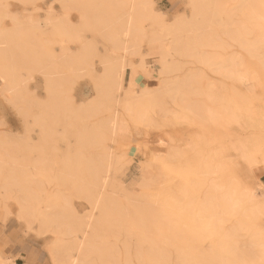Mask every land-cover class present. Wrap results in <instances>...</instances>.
<instances>
[{
	"label": "rangeland",
	"instance_id": "obj_1",
	"mask_svg": "<svg viewBox=\"0 0 264 264\" xmlns=\"http://www.w3.org/2000/svg\"><path fill=\"white\" fill-rule=\"evenodd\" d=\"M3 1H5V3ZM30 1H32V0H28V2H23L22 0H18V1L17 0H2V1L0 0V11L3 12L0 16V20H1V18L2 19L4 18L2 20V22L0 21V24L3 25V26L2 25L1 26L3 28H6V29H9L10 27H12L14 25V21L13 22H11V21L13 20V16L16 13V17H14V18H17V20H19V22H20V28H19L20 34L19 35L21 37H24L26 40H28L27 43L32 42V43L26 45V47H27L26 49H27L28 53L23 51V53H25L26 55L23 56V53L21 55V56H23V61H21V60L19 61V63L21 64L20 66H18L19 69L18 68L14 69V76L16 73V78L18 79L17 81L19 82V86H20L19 89L21 88V91H23V89H25L27 87V89H25L24 91L26 92V90H27L28 94L31 93L32 95L30 96V94L29 95L26 94V96L32 97L34 95L33 96L34 98L32 97V101H34L35 104L40 103L39 106H42V108L45 109L46 106H44V105H46V103L49 101L48 98L50 99V97H52V96L49 95V94H51V92L50 93L48 92V88L50 86V85L48 86L49 83L47 84V81H46V85L44 84L45 81H43V79H44L43 77H44L45 73L43 72L44 75L42 76L41 70L42 69L44 70L45 68L48 67L47 66L44 68L45 64L50 65L52 63L51 66H53L52 67L53 69L50 67L51 70L53 71L52 72L53 73L52 74V80H54V78L56 77L55 78L56 82L55 81L54 82L59 85V90H61V92L64 93V94L63 93H60V94H63L62 95L63 97L65 95H66L65 97H67V98L71 97L70 99H71L72 103L71 102L68 103L69 99L64 97L63 98L64 102L66 101L65 99H67L66 103H64L65 105L63 104V102H61V100H62L61 99L60 103H62L63 105H58L60 107H56L55 105H57V103H59V102H57V100L60 99V98H58L60 94H57L56 93L57 91H56L55 95L56 96L58 95L57 100L55 97H53L56 101L54 102L53 98H52L53 100L50 99L51 105L50 104L49 105L52 106V104L55 103V105H53V108H56V109L58 108V110H60L61 107L64 108V106H65V108H64L65 111L67 110L68 106H70V107L73 106L75 112H74V110L72 111L73 107L68 108L69 110L66 111V113H65L67 115L68 114L71 115L70 119L68 120L66 118V116L63 117L64 116V110L61 109L62 111L61 110L60 111L63 112V115H61V112H60L59 118L55 117L56 119L53 118V120H51L50 117H53V114L55 113V109H54V112L52 114H51V111L48 112V109L51 110L50 109L51 107L48 104H47V106H49V107H47L48 109L46 108L47 111L44 110V112L46 111V113H44L43 109H41V107H40V109H37V108H39V107H37L38 105L34 106L33 105L34 103H32V101L30 99H29V101L32 103V105L34 107H37V108L32 107V105L30 106V103H28L29 101L27 102V100H25V101L27 102V105L29 104L30 107L22 105V104H26L23 100H21V101H23L24 103H20V101L18 100L19 102L17 101V103H20L19 105H21L22 108H24L23 109L24 111H25V107H26V111H25L26 113L25 114H28V111H29V115L32 117L33 116L31 114V111H32L34 114V117H35V115L36 116L40 115L38 117L39 119L37 117H36L37 119H35L34 117L31 118L30 116H27V115L25 116L24 111L21 110L22 109L21 106H20L21 109L17 108L18 104L16 103V101H14V99L16 100L17 97L12 95L11 97L14 98V99H12L10 97V95L12 93H9V91H7V93H6L5 91H3V89L5 88L3 85L5 83L2 81L1 73H0V91H2L0 93V145L4 144L2 146L4 148L5 146H7L8 142H9L8 146H10V149H11L10 151H13V152H10L8 149L9 147H6L8 149V150H6L7 151L6 152L7 157L4 153H3L4 155L3 154L0 155L1 156V158H0V180H1L0 183L2 185V178L6 175H9L11 173V171L13 172L16 169V167L19 169V167H21V163H22V168L25 167V170L30 169V171L34 172L35 174H37L36 172L39 171V170L38 171L36 170V172L33 171L34 168H37L39 166V165L37 166V163L40 165H43L44 172H42L43 168L41 169V172L39 171V173H41V175H42V178H41V175L39 176L38 174H37V176L34 173L32 175L29 170H28L29 172L23 170L24 173H22V174L19 172L21 175H24V176L30 174L29 178L31 177V179H35V180L30 181L32 192L35 191V193H36V190L38 187H40V189H43L40 192L41 197L38 195L41 199L43 196L45 198L44 199L45 201L44 200L42 201L44 203L41 204V208L45 209L46 206L50 205L48 202H51V200H50L51 197L53 199L54 196H57V195L59 196V193L64 192L63 193L64 195H67L68 193L70 195V193H71L72 196L71 197L69 196V198H68L69 200L72 199L71 203L73 205L69 201V205L71 204V206H70L71 209L75 210V213L81 216L80 218H84L86 216L85 215L86 212L88 213V210L91 211V207H92V206H90L91 205L90 203H92V202H90L89 200L87 201L86 196H83L84 195L83 191H85V193H86L84 186H85V188L87 187L86 185H84V184H87L85 182L86 181L85 179H87L86 178L88 176L87 174L89 173V170L91 169L90 166L93 165L92 163L95 161V159H97V161H101L100 157L99 156L97 157L96 154L99 155L101 153L102 149L99 150V148H100L99 146H98L99 147L98 149L96 147H93L92 145H94L95 143L90 140V142H92L93 144L87 143L88 144L87 147H89V150H88V148H86V150H88V151H86L83 148L78 150V147H76V146H79L82 143H81V140L79 141L81 144L77 143V140H75V139H77L76 137H78V139H80L79 138L80 136L75 135V133L80 129L79 127L81 125H82L81 127H83V125L87 126L88 129L91 127L90 128L91 130L97 128L99 126L98 123H100V121H101L100 119L101 118H102V120H103V118L106 119L110 115V113L112 112L113 109L110 110L108 108L113 107V105H114V104H112L113 100L112 101L106 100V102H104L105 101L104 99H106V97L105 98L103 97V93H101V95H100L101 89L103 90V92H106V90L104 91V89L108 90L110 87V85H109L110 83L108 84L107 82L112 81V80H110V79H112L111 78L112 75H110V78H108L109 76L108 77L105 76V73L107 74V72L104 73V71H103V68L106 67V62L104 64V60L108 59L111 61V60L117 59L119 61L118 57L120 58L122 56L121 55L122 52H120V50L118 52V49L114 51L113 49L115 46L111 45L112 43L109 44L110 43L109 40H108L109 42L106 41L108 38L105 37L106 40L104 41V39L101 37V34H102V36L104 35L103 32H100V34H98L96 32L97 28L92 29L91 26H88V27L83 26L84 22L83 21L80 22L81 15L79 14L80 13L78 11L79 9H77V7L75 8L73 6H76V3H78L76 1H80V2L85 3V6L81 5L80 3H79L80 5L77 4V6H80L81 8H85L90 3L89 0H75V1L74 0H34V2L33 1L30 2ZM72 1H73V3H72ZM86 1H87V3H86ZM189 1L190 0H155L156 3H155V9L154 10L156 11V13H155V11L153 13L149 12L148 16H147V14H145L146 12L145 13L142 12L143 13L142 15L144 16V14H145V17L141 16L140 20L137 18L138 22H139V23L138 22L137 23L140 24V25L137 24L138 25L137 27L139 28V26H141V28L143 29L141 31L145 32L144 36L142 34L140 35L141 37L143 36V38H142L143 42H142V39L140 37H137V38H135L137 44L134 41L133 43H135V45L131 46V43H132V40H131V43H130V47L132 48V49L130 48L131 53L129 51L128 55L125 57V59H123L125 61L124 64L126 65V67H125L126 71L124 73V78H125L124 89L120 90L118 92L115 91L116 92L115 94L119 95V99L120 98L122 99V100L120 99L121 104L119 105L118 110L122 114L121 115L122 116L121 117L122 125L125 129H127L126 134H128V138L130 135L131 136L129 139L127 138V140L125 139L122 142H120V141L118 142L117 141L118 137H117L116 141L114 143L108 142V145L109 146L112 145L113 156H114V157L112 156L113 159H111L112 161H110L109 177L111 176L110 177L111 181H112V179L113 180L115 179L112 183L110 181L111 184L109 185L110 186L109 190L112 191V188H114V187L116 188V186H118V189H119L118 192H120V193L116 192L114 195H115L116 199L119 201V203L121 202L120 203L121 206H118V207H119V209L120 208L121 209L123 208V209H122V211L120 209V211L126 213V215H123L124 213H122L121 215L119 214L120 217H117L115 219H119V221H120L121 219L123 220L124 216H126V218H125L126 220H125V222L123 220L124 224L122 222L117 224L118 222L114 221L113 220L114 218L110 216L111 219L112 218L113 219L112 220L109 219V223H111L110 220L114 221L115 223L117 222L116 224L121 225L122 228L121 227H120V229L114 228V229H111L109 231L103 229V231L100 234V237L95 239V242H94L95 244H97L98 246H99V244H101L99 249L101 248L100 250L103 249L104 252H108V253H106L107 258L112 259V260L110 259L109 263H107V264H129L128 261H125V258H127L128 254L131 257V261H132L130 264H133V263L139 264L142 260L139 258L140 254H141L139 252L140 251L139 249L141 247L138 246V243H139V245L142 246L141 250L144 253L146 250H148V249L150 250V248H155L154 247V245L156 244V242L154 243L155 239L157 241V245H155L157 248V253H158V251L161 250L160 247L163 246L162 249L166 250V252L164 251V254L165 255H168V254L171 255V256L170 255L166 256L167 260L170 261L171 264H176V263H180V262H184V261H200L201 260L200 256H198L197 254H200L201 252L205 253V252H208L211 250L214 251V246L216 245V243L218 241V237L221 235V233H223L224 231L229 230V229H234V227L236 226V222L239 219V216L241 214V212H239V211H242L243 213L247 214L246 218L247 219L251 218L250 220H252V222H253L252 224H254V226L256 228L255 227L251 228V229L250 228L249 229L243 228V230H240L239 235L234 242L235 247L233 249L234 250L233 253L230 254V257H228V259H225V255L219 256L220 260L218 259L217 262L220 264H241L240 262H238L239 260L237 258L236 259L238 261H236L235 259H234L235 261L233 260V257L238 256L237 253L241 249H243V248L248 249V247L250 249L253 248L255 250L260 249V247H258L257 244L254 245V242H255L254 238L256 237V235H255L256 232H258L260 230L262 231V233L264 232V165L258 166L256 168L257 170H255L253 172L254 174H251V175L250 174L248 175V167H249V163L252 160H254V158L256 156L255 155L256 150H258L259 147L262 146L261 141L264 140V125H262V120L259 121V124L255 123L254 124L255 126H253L248 122L249 120L245 121V118L244 119H242V118H237V119L234 118L233 119V116H234L233 114L236 113L239 116L240 112H241L240 115H247L250 112V114L252 113L253 117H255V116L257 117V115H260V114L263 115L264 114V69L260 68V64L257 65L255 63L256 67L259 70L260 79L255 84H252V87L254 88V90H253L254 94L249 95V93H247L248 98L245 99L246 102L244 101L243 97H242L243 100L241 98V96L244 93L241 95L240 93H242V91H240V93H238L239 89L236 90V87L238 85L240 86V89L243 86L241 87V85L238 84L237 82H236V84H234L232 81H231L232 84H230L229 83L230 81H228V80L226 83H224V85L226 84L225 86H223V83H222L223 87H221L220 92L222 93L223 96H225V98L223 96L221 98V100H224V101H221V102L219 101V102H217V104L213 102L214 106H213V104H209L208 105L209 113L203 118H202V116H200V114L197 113V110H195L197 107V104H198L196 102L199 101V96L197 94H195V92H196L195 89L185 90L182 87H180V85H178V83L176 82L177 79L179 78V75H182L184 73H189L192 70H196L198 68V66H200L196 61V58L198 56L203 55V54H204V56H208V55L212 56L213 55L212 59H214V60L217 59V61L219 62V63L216 62V65L212 66L214 68L216 66L222 65L221 62H223V61H221V60H223L230 53L232 55L234 52H237L239 50L237 42L232 41L230 39H226V34L224 33V30H226V28L228 29L232 26V25L230 26V24H229L230 20L228 22L227 19H233L235 21H239V20L243 19L244 10L247 8V2L244 0H240V1L239 0H217V1L214 0L215 2L213 0H208L209 4H208L206 9H208V11L211 14V17L209 20L208 18L202 19L203 16L201 14H199L201 16H199L198 13L195 14L194 11H192L193 10V8H191L192 6L189 5V3H190ZM238 1L240 2L239 5L237 3ZM93 2L94 3L97 2L100 4L101 1L100 0H94V1L91 0L90 6L97 5V3L92 4ZM132 3L130 4V7L134 5V4L132 5ZM187 3H188V5H187ZM234 4H236V5H234ZM135 5H136L135 7L137 8L136 3H135ZM90 6L88 5V7H90ZM99 6H98L99 9L104 8V10H103L104 12L108 9L107 8L105 10L104 4H101V8ZM217 6L218 7L220 6V7L218 8ZM243 6H244V8H243ZM85 9L87 10V8H85ZM102 9H101V11H102ZM3 10H5L6 12H8L10 14H7ZM48 10L50 12V16H53V17L54 16L58 17L63 12H69L68 23L65 22L66 24H69L68 27H66V24H64V28L65 29L68 28L67 31H69V33L64 32L65 31L64 28H60L59 32H56V30H52L53 29L52 27H48V28H45L44 30H42L46 33L45 34L46 36H44V33L42 34V39L46 43H42V39L40 38L41 43L44 44V45H42L43 47H40V48L43 49L45 51V53L47 52L46 57H48V59L52 57V55H50V54L53 52L52 54L55 57L51 58V59H53V60L55 59L54 62L55 61L56 62L54 64H53V60H49V62H46L47 59L43 60V57L45 58V54L42 52H44V51L43 50L41 51L38 49L39 48L38 45L41 44L39 39H38V37L40 36V33L38 31H37L38 33H34L36 31L33 32V31L29 30L28 26H30V24H28V22L30 23V21H27L29 19L30 20L34 19L36 22L43 23L47 19V15L49 13ZM88 10H90V9L88 8ZM223 10L225 13L223 12ZM90 11H92V10H90ZM226 11L228 13L227 16L230 13L229 17H226ZM190 12L194 13V15L191 14ZM232 13H235V14H232ZM110 14H112L111 16H113V13H109L107 15L110 16ZM152 14H154V15H152ZM160 14L166 15V16L162 15L163 18L165 17L164 20H162L163 18ZM2 15L5 17H3ZM189 15H192V16H189ZM11 16H12V18H11ZM234 16H236V17H234ZM138 17H139V15H138ZM142 17L144 18L143 20H142ZM157 18H159V19L162 18V19L159 20ZM184 18H186V19H184ZM187 18H189V20H190V18L191 19L193 18V19L188 21ZM175 20H178V21L184 20L185 21V22L183 21L182 23H178V24H180L179 26H181V27H182V24L184 25L183 26L184 30H185V27L187 26V24L189 22L194 21V22H191V24H188V26L186 27L187 28L186 33L185 32L182 33L183 40H184V42H186L184 44V47L185 46L186 47L185 48L183 47V49L180 47L181 49L179 48L178 51H175V49L172 48V50H170V52H168V54H166V52H165V56L163 57V60L161 59L160 56H159L160 59H158L159 57H157V56H154V57L148 56L147 44H146V41L144 38L145 37H151V35L155 36L156 34H158V36L162 35L163 36L162 42L164 43L165 48L166 49L170 48L172 43H169V42L170 41L173 42L172 41L173 36L170 35L166 30H164V28L166 29L170 25H171L170 27L174 26L173 21H175ZM204 20L205 21L208 20V21L203 22ZM158 21H159V23H158ZM160 21H161V23H160ZM213 21H214V23H213ZM162 22H163V24H162ZM169 22H171V24ZM175 22H177V21H175ZM186 22H188V23L185 24ZM224 22H226V23H224ZM23 23H25V25L28 24V26H25ZM225 25H226V27H225ZM89 27H91V28H89ZM212 28L215 29L216 31L214 32ZM62 29H64V31ZM70 29H72V30L70 31ZM77 29H79V30H77ZM211 30H212L213 34L215 33L213 36H212ZM61 32H63V34H61ZM195 32H196V35L194 36ZM149 33H150V35H149ZM30 34H31V37H30ZM64 34H66L67 36ZM70 34L73 36H74V34H78L77 37L78 36L80 37L79 40L77 37H76L77 39H75L76 35L73 38H70ZM32 35L34 38L32 37ZM208 36H210V37H208ZM248 36L250 37V38L249 37L248 38L251 41L257 40L254 37V34H248ZM197 37H198V39H197ZM49 38H51V40H49ZM210 38H212V42L207 41V40H211ZM218 38H219V41L217 40ZM33 39L35 42H33ZM45 39L46 40L48 39V40L46 41ZM72 39H73V41H71ZM138 39L141 42H138L137 41ZM204 39H206V40H204ZM36 40H37V42L39 41V43H37ZM52 40L54 41V43ZM60 41L62 43H60ZM78 43H80V44H78ZM82 43H86L88 45L87 46L86 44H84V45H86L85 47L88 48V50L85 48L82 49L84 47V46L81 47ZM204 43H205V47L203 46ZM213 43L215 45L214 47L212 46ZM226 43H227V45H226ZM107 44H109L110 46ZM223 44H225V45L223 46ZM263 45H264V43H263ZM91 46H93V47H91ZM112 46H114V47L112 48ZM133 47L135 48V50L133 49ZM172 47H173V45H172ZM219 47H223V49L222 48L220 49ZM224 47H225V50H224ZM65 48H67V50ZM90 48L94 51H92ZM63 49H65V50H63ZM51 50H53V51H51ZM80 50L81 51L87 50L86 51L87 53L85 52L87 57L86 56H84V57L88 58L87 63L89 61L90 66L89 65L86 66L85 64H87V63L82 62L86 58L81 61L83 56L80 59L81 62L77 60L79 63H83L84 66L81 65L82 68H80V65H78V62L75 61L76 62L75 63L74 60L72 59V58L76 59L73 56H75L77 51L79 52ZM88 51H90V53H88ZM258 51H259L258 55L260 57L264 58V46L261 49L259 48ZM81 53H83V52H81ZM43 54H44V56H43ZM47 54H49V56ZM87 54H89L90 56ZM195 54H197V55H195ZM59 55H60V57H59ZM119 55H121V56H119ZM237 55H238V58L240 61H243V60L245 61V58H243L244 55L242 53L239 52V53H237ZM77 56H78V53H77ZM79 56H78V59H79ZM41 57H42V59H41ZM64 57H70V60L72 59V63L71 62L68 63V61H69L68 58H66L67 61L65 62ZM35 58H38V59H36L37 61H39V59H40V62L43 63V64L41 63L43 65V68H42V65L40 63H37L36 65H34V63H35L34 61H36ZM110 58H112V59H110ZM142 58H144L143 61H142ZM151 58H152V60H151ZM164 60H166L168 65L172 66L173 68H169L166 72L163 73L162 69H163V65H164V63H163ZM32 61H33V63H32ZM43 61H45L46 63ZM63 62L66 64L65 65L66 67L64 66ZM73 62H74V64H73ZM85 62H86V60H85ZM172 63H173V65H172ZM67 64L68 65L70 64V66H68ZM72 64H73V66H72ZM91 64L93 65L92 66L93 68L91 67ZM143 64H144V66H143ZM29 65H31V68ZM38 65H39V67H38ZM54 65H55V68H54ZM145 65H148V66H145ZM60 66H63V67H60ZM67 66L70 68H68ZM88 66H89V68H88ZM15 67H17V66H15ZM38 68H40V69L37 72L36 69H38ZM104 69L106 70V68H104ZM132 69L137 70V73H136L137 85L134 86L133 90H131V87L129 85V81L131 80V75H132ZM0 70L2 71V65H0ZM58 70H59V73H58ZM67 70H69V71H67ZM40 71H41V73H40ZM30 72L32 73V75L30 74ZM60 72H61V75H60ZM205 72H208V69H206ZM29 74H30V77H28ZM54 74H56V76ZM101 74L103 77L105 76L104 78H106V80L108 78V80H110V81L104 80L103 77L100 78ZM208 74H209V77L211 76V78L212 77L216 78V80H218L219 79L218 77H220L221 78V79H219L220 82L221 81L223 82V80H224L223 77L218 76L214 72L211 73L209 71ZM208 74H207V76H208ZM66 75H67V77H64ZM69 77H71V79ZM97 77L104 81L103 83L99 84V85H101V89H100V86L98 88L95 85V84H98L96 82V80L98 81ZM67 78H69V79L67 80ZM59 79H62V80H59ZM45 80H46V77H45ZM69 80L72 83H69L68 82ZM58 81H60V82H58ZM66 81H67V83H66ZM48 82H49V80H48ZM105 83H107L109 86L107 84L105 85ZM70 84H72V86H70ZM102 84H104V86H107V87L106 88L104 86L102 87ZM94 85H95V87H94ZM235 85H237V86L235 87ZM24 86H26V87H24ZM44 86L45 87L47 86V91H45ZM57 87L58 86L55 87V85H54V88L57 89ZM96 87L100 91V92L97 91L99 93V95L96 92V90H97ZM224 87H225V89H223ZM52 88H51V91H52ZM66 88H68V89H66ZM56 89H53V90H56ZM71 89H72V91H71ZM150 89H153V90H150ZM244 89L245 88L243 87L242 90L245 92ZM59 90H58V93H59ZM69 90H70V92H69ZM21 91H19V93ZM149 91H150V95H147L146 93L149 94ZM236 91H238V92H236ZM3 92H5V93L2 94ZM45 92H47V96H46ZM159 92H161V96H160ZM223 92H225V93H223ZM124 93L125 94L127 93V96L129 99L128 98L126 99L127 96L124 95ZM128 93H130V94H128ZM24 94H21V95L25 96ZM152 94H154L152 100H155L157 98L154 101V103L157 105H159V104L161 105V106H157L154 104L157 107L155 108V106H151V108L153 110L150 109V107H148V106H150L149 103L151 104L150 96ZM21 95L18 96V99H20V98L25 99V97L22 98ZM158 96H159V98H158ZM100 97H103L101 99H103L104 101L101 100ZM244 97H247V96L245 95ZM37 99H42V100L44 99L43 101H46V102L42 103L41 100L38 101ZM73 99H74V102H73ZM197 99H198V101H197ZM85 100H87L88 104L89 103L92 104V105H90V104L89 105L92 106L93 108H96L97 107L96 102L100 101L98 104H101L102 107L98 105L99 108L95 109V112H96V110H99L100 108H102L104 110L105 107L106 108L108 107L107 108L108 110H106L107 113H105V110L103 112V110L100 109L102 112L101 111H98V112H100L101 114L96 112V114L98 113L96 116L97 119H95L96 118L95 112H94L95 115L91 114L93 116H92V118H90L91 115L89 113H91L92 110H91V108L88 107L89 105L87 103H84V102H86ZM92 100L95 104H93ZM95 100H97V101H95ZM157 100L160 101L161 103L160 102L157 103L158 102ZM192 100H196V101L193 102ZM225 100H229L230 103H228V101L226 102ZM88 101H91V102H88ZM101 101L104 103H101ZM52 102H54V103H52ZM78 102L81 104V106L79 105ZM81 102H83V104ZM192 102H193V104H192ZM236 102H237V104H236ZM105 103L107 104V106ZM123 103H125V104H123ZM194 103H196L195 109H192V108H194L193 107ZM243 103H245V104H249V103L252 104L253 103V104L252 105L249 104V106L248 105L245 106V104L243 105ZM85 104L88 106L86 107ZM190 104H192L193 106ZM234 104H236V105L239 104L237 106L238 108ZM93 105H95L96 107ZM215 105L217 106V110H215L216 109ZM75 106H78L80 108V111H79V108L77 107L78 108L77 109ZM189 106H192V107L190 108ZM211 106L215 107V109L213 110L211 108ZM232 106L235 107V109L234 108L232 109ZM244 106H245V108H244ZM247 106H248L250 111L248 109H246ZM251 106L253 107V109ZM130 107L132 110H130ZM159 107H160V109H159ZM186 107L190 108L191 110L188 108H187L188 109L187 110ZM242 107H243V109H240ZM75 108L79 111L80 114L78 113V111L76 112ZM81 108H84V109L86 108L88 111L90 110L89 112L87 110H85L86 114L89 115L88 117L90 119L89 118H87V120L82 119L85 116L87 117V115L85 114V112H84L85 116L82 115L83 111L81 112V110H83V109H81ZM244 109H246V111H244ZM41 110H42V112H41ZM58 110H56V111L58 112ZM146 110H147L148 118L149 119L152 118V120H151L152 122L150 120H147L148 119L147 115L145 118H143V116L146 113ZM148 110H150V112ZM163 110L165 112L170 111L171 115H168L169 114V112H168V114L166 116L165 115L163 116L162 115ZM222 110H224V111H222ZM231 110L232 111L234 110V113ZM34 111H38L39 113L40 112L41 113L36 114V112L34 113ZM109 111H110V113H109ZM47 112L49 113L50 117H47L48 116ZM67 112H70V113H67ZM72 112L75 113L74 116H72V114H73ZM142 112H144L143 113L144 115L142 114V117H140L141 115L139 113H142ZM171 112H174V114ZM225 112H226V114H225ZM178 113H179V116H177ZM229 113H231L233 116L231 117V114H229ZM41 114H42V116L44 114V116L41 117ZM137 114H138V116H137ZM175 114H177V115H175ZM45 115H47V116H45ZM79 115H82V116L79 117ZM172 115H174V116H172ZM76 116L79 119V120L77 119V121L75 120ZM175 116H177V119L174 120V118H176ZM72 117H74V118L72 119ZM26 118H28V119H26ZM40 118H42L41 119L42 121L44 120L43 121L44 123L41 122V124L39 125L40 127L44 126L43 130H42V127L39 128L37 124L35 125L34 120H40ZM47 119L50 121H56L57 119L58 120L56 123L51 122V124H48V128H46L47 123L49 122ZM66 120H67V123H66ZM70 120H74V121H70ZM94 121H95V123H97L98 126L94 123ZM63 122H64V124L62 125ZM70 122H71V125L68 124ZM36 123H38V121H36ZM72 123H73V125H74V123L75 124L77 123V124L74 125L75 126L74 127L72 125ZM87 123H88V125H87ZM65 124H67V125H65ZM92 124H95L96 126H94ZM63 126H66V128H67L65 131H64L65 128ZM69 126H71L72 128H70ZM85 126H84V128H85ZM92 126H94V127H92ZM54 128L56 131L55 130L53 131ZM74 128L76 129V131L74 130ZM48 129H49V131H50V129H52L51 132L53 131L55 135L53 134V136H51V134H50L49 135V137L51 136L50 138L48 136L44 135L46 133V131H48ZM71 129H72V131H71ZM82 130L81 131L79 130V132H82ZM41 131H43L45 133L42 134ZM66 131H67V133H66ZM46 134L48 135L49 133H46ZM64 134H65V136H64ZM67 135H69L68 136L69 139L66 138ZM79 135H80V133H79ZM74 136H75V138H74ZM41 138H44L46 141L44 139H42V140H44L42 142ZM51 138H53V139H51ZM85 139H83V140H85L84 141L85 143L89 141V139H88V141H87V138H85ZM83 140H82V142H83ZM4 142H7V143L5 144ZM68 142H69V144H68ZM74 142H75V144H74ZM158 142H161L162 145H161V143H158ZM42 143H45V145ZM32 144L34 145V148H33ZM90 144L93 148L92 147L90 148V146H89ZM82 145L84 146L85 144L83 143ZM263 145H264V142H263ZM71 146H73V147H71ZM75 149L78 150V153H81L83 150L82 153L86 154V157H87V153L88 154H89V152L92 153L93 155L89 154L88 156L91 155L92 158H95L94 161L91 158V156L88 157V158H90V159H88L82 154L81 157L84 156L86 159L84 157L82 158L81 162L79 163L80 166L78 168L77 162H79L80 160L79 161L75 160V156H77L76 159H79L80 157H78V156L80 154H77V152H76L77 150L75 151ZM3 150H2V152H5V150L4 151ZM66 150H67V152H66ZM157 151H158V153H160V155L157 154ZM73 153L75 155H73ZM152 154H154V156H155V154H157L158 157L156 156L155 160H154V156H152ZM41 156H42V158H44V160L40 158ZM45 156H46V162H45ZM37 157L41 161H44L46 163V166H47L46 170L47 171H45L44 162L42 164L40 161L37 160L38 159ZM98 158H99V160H98ZM102 158H103V154H102ZM15 159H17V160H15ZM87 159L92 160V162L90 161L91 165L89 164V166L87 165L86 162H84V161H88ZM17 161L20 162V165H18L19 163ZM71 161H73V162L77 161L76 162L77 165L70 166L71 164L72 165L74 164ZM63 162H64V164H62ZM112 163H113V165H112ZM13 164H15V166H16V167L14 166L15 169L12 168ZM34 164H36L37 167L34 166ZM23 165H24V167H23ZM206 166H209V167H206ZM72 167H74V168H72ZM76 167L80 170L75 169ZM67 168H68V170H67ZM61 169H62V171H61ZM84 169L87 171V174H85L86 172H83ZM76 170H78L80 172V175H79V172H77L78 175L74 174L75 177L78 176V178H80V180H82V182H83V180L85 182V183L83 182V187L81 189L83 195H80L82 193H80V194L76 193V192L79 193V191H77L76 185L79 186V184L80 183L82 184V182H80V180L79 181L75 180L76 178L74 176H72L73 180L77 181L76 183H78V184L74 183V185H75L74 186L72 184L73 181L69 182V179H68V178H70V180H71V176L70 177H68V176L70 174L73 175V173H75ZM68 171L73 172V173H69ZM21 172H22V169H21ZM64 172L65 173L67 172V174L69 173V175L67 176V174H65ZM58 174L60 176L56 177L55 175H58ZM62 174H63V176L66 175L67 178L63 177ZM34 175L36 176V178H34L35 177ZM47 175H49L47 178V179H49V182L51 180L50 178L53 179L50 183L48 182L49 184H47L45 182V181H47V179H44V177L46 178ZM61 176H62L61 179L66 178V181L68 179L67 185H70V184H72V185L67 186L65 183L66 181L65 180H64L65 182L61 181V179H59V181L56 182L58 180V178H60ZM109 177H108V179H109ZM55 178L57 179L56 181H54ZM32 182H36V183L40 182L42 184H37L38 187L36 188L35 184H34V187H32V185H33ZM55 182L57 183V185ZM59 182H60V186H59ZM68 182L70 184H68ZM249 184H252L253 186H255L258 189V190H256V195H255L254 199H250V200H248L246 198V195L244 193L246 187ZM185 185H189L190 189H189V186L184 187ZM119 186H121L122 188H119ZM46 187H48L47 190H45ZM123 187H124V189H123ZM147 187H149V188H147ZM177 187H178V189H177ZM49 189L52 191V194H51V192H48ZM54 189H57V191L59 190L62 192H59L57 194L55 192L56 190H54ZM31 190H28V191L30 192ZM68 190H70V191H68ZM176 190H178L179 192H177ZM20 191H19V189H13V191H11L8 194V197L6 199H2L3 203H5V205L2 203V201L0 203L1 212L3 210L2 213L0 212L1 213L0 214V253L5 258H8L9 260L11 259L12 261L11 260L10 261L13 262L14 264L15 263H17V264H34L35 261L39 262V264H54L52 259L50 258L52 256V254L49 255L50 251H49V249L47 250L46 247L47 246L49 247L51 244L55 243L58 240L57 238H59L57 233L53 232L55 226L48 224L49 226L50 225L52 226V227L50 226L52 228V230H51L52 233H51V232H49V230L51 228H49V226H46V225L44 226L42 224L41 220L37 216H35L36 218L33 215L29 216L30 218L27 216L28 217V218L26 217L27 219H25V217H24L25 221H24L22 215H21L22 218H21V216H18V215H20L19 201L26 202L28 200V195H26V193H24V190L21 191L22 193H20ZM74 191H75V194L72 193ZM167 191H170V192H167ZM173 191H176V192H173ZM23 193L25 196L22 197L21 195H23ZM183 193H184L185 198H182L184 196L180 195ZM186 193H187V195H186ZM109 194H113V193H109ZM169 194H170V196H169ZM47 195L48 196L52 195V196H50V199H49V197ZM118 195L121 197H119ZM13 197H14V199H13ZM170 197H172V198H170ZM175 197H177V198H175ZM65 198H66V196H65ZM173 198H174L175 202L177 201L178 205L176 204L174 209H173V211L176 213V215L175 216L173 215L174 217L171 216L172 219L175 218L173 220L170 219L171 222L172 221L175 222V223L172 222V225H171L169 223L168 216L170 217V215H172L173 213H171L169 215V212H166L168 214V216H167L164 213L165 211L162 208H161L162 211L160 210L159 206L166 203L165 202L166 199L173 200ZM178 198H180V201ZM0 199H1V197H0ZM176 199H178V200H176ZM188 200H190V203ZM149 201H150V203H149ZM162 201H164L163 204H162ZM186 201H188V202H186ZM51 203H53V202H51ZM156 203L159 206H157ZM181 203L187 204V205L189 204L188 211H189L190 215H187V213L181 209V205H182ZM165 205L166 204H164V206ZM136 206L137 207L142 206V208H140V210L141 209L146 210L144 208H147L149 210L147 212H149V213L151 211H153L152 213H153L154 218L151 217L152 216L151 213H150L151 215L148 213L150 215L149 216V215H146L147 212H144V211H143V213H145L144 217L140 218L143 215L141 213V215L139 216ZM155 206H156V208H155ZM157 208H158V210H157ZM134 209H136L137 213H134L135 212V211H133ZM48 210H51V209L48 208ZM97 211L99 214L97 213ZM154 211H155V213H154ZM94 214H96L95 217L99 215L98 218H101L103 215V214H101V210H99V209H97ZM128 214H130V216ZM135 214H136V216H135ZM164 215L167 217H165ZM17 216L20 218H18ZM113 216L115 217L117 215L115 214ZM147 216H149L148 217L149 219L147 218L145 220H142V219L146 218ZM159 216H160V218H159ZM164 217L166 219H164ZM33 218H35V220H34V222L30 223L31 224V226H30L28 222L29 221L31 222L33 220ZM132 218H133V220H132ZM150 218H151V220H150ZM155 218H157L158 221L154 220ZM67 219H69V217ZM134 219H136V222ZM95 220H96V218H95ZM99 220H97L96 222H98ZM94 221H93V223H96ZM106 221H108V219ZM137 221H140V222L146 221V223L145 222H141V223L138 222L139 223L138 224ZM134 223H136V224H134ZM151 223H152V225H151ZM116 224L113 223L112 227L115 226ZM147 224H149V225H147ZM173 224H175V225H173ZM137 225H139V226L137 227ZM43 227H45V228H43ZM139 227H140V230H141V227L143 229L147 228L146 231L147 230L150 231L153 228V231L152 232L150 231V233H154V234L157 233L156 236L154 234L151 235L150 233H148L149 237L151 236V238H155L154 240L151 239V240H153V242L151 241L152 242L151 244H150V241L149 242L146 241V243H145V241H143L144 239L149 238V237L147 238V235H146V238H143V240L141 238L142 236L140 237L138 235V228ZM155 227H156V229H155ZM39 228L44 229V231L43 230L41 231ZM189 228L192 229V231L190 233H188ZM154 229L156 232L154 231ZM159 229H160V231H159ZM187 229H188V231L184 232ZM165 231L168 232V234H170V231L173 232L172 233V235L174 234L173 239H174L176 233L181 232V234H178V236L176 234L177 237H175V240H173L171 242V241H168V236L164 240V237L167 234V233L166 234L164 233ZM176 231H178V232H176ZM102 233H103V235H102ZM160 233H161V235H160ZM163 234H164V237L162 236ZM172 235L171 234L169 235L171 238L169 240H172ZM81 237H82L81 234L76 235L74 233L67 232V233H65V235H62L60 239H62L63 240L62 242H64V244H65L68 242L72 243L73 241L76 240V238H81ZM140 238H141V240H140ZM138 239L140 240V242L137 243V241H139ZM259 239L260 238H258V241H260ZM141 241H142V243L144 242L145 244H142ZM147 242H148V244H147ZM158 242H159V244H158ZM251 242L253 243V245L248 246V245H251ZM128 243H129V245H128ZM153 243H154V245H153ZM108 246H111V249ZM127 247H128V249H127ZM185 247L193 248L192 253H190V254L185 253L186 252ZM245 247H247V248H245ZM149 250H148L149 255L152 253H153V255L155 254L154 252L156 249L155 250L151 249L152 250L151 252H149ZM163 250H161L160 252H162ZM191 250H189V251L191 252ZM110 251H112L113 254L110 253ZM125 251H127L128 254ZM160 252H159V254H157V257L160 256L163 258V256H165V255H163V252L162 253H160ZM257 252H260V250ZM257 252L255 251V255ZM143 253H142V255H143ZM148 253L145 252V254H148ZM166 253H168V254H166ZM260 253H257V254L260 256V255H262V253L261 254ZM108 254H112V255H109L110 257H108ZM209 254H211V252H209ZM76 255H77V253H76ZM97 257H99V256H97L96 250H90L88 252L87 258H86V260H84L83 264H97L100 262V261H98ZM160 257L154 259L155 261L154 260L153 261L154 262L162 261V258H160ZM151 260L152 259H150V261H147V262L143 261V262H145V264H147V263L150 264L153 262V261L151 262ZM163 260L165 261L166 258ZM164 261H162V262H164ZM143 262H142V264H144ZM249 264H264V258L263 257H257V256L252 257L251 262H249Z\"/></svg>",
	"mask_w": 264,
	"mask_h": 264
},
{
	"label": "bare ground",
	"instance_id": "obj_2",
	"mask_svg": "<svg viewBox=\"0 0 264 264\" xmlns=\"http://www.w3.org/2000/svg\"><path fill=\"white\" fill-rule=\"evenodd\" d=\"M2 1V0H1ZM18 1V0H17ZM23 2H28V0H22ZM33 2H34V0H32ZM32 1H30V2H32ZM75 1V0H74ZM90 1V3H91V0H89ZM94 1V0H93ZM101 2H100V4L99 3H97V2H93L92 4H96L97 3V5L101 8V4H104V6H105V12L103 11L104 10V8L102 9V11H101V9H99L98 8V6L97 5H94V6H90L91 4L89 3L88 5L91 7H88V5L85 7V8H87V10L85 9V8H81L80 6H77V4H81V5H84L85 6V3H83V2H80V1H76V2H78V3H76V6H73V7H77V9H79L78 11L80 12L79 14L81 15V19H80V22L81 21H83L84 22V24H83V26H91L92 27V29H96L97 28V33L98 34H100V32H103V36H102V34H101V37L104 39V41L106 40V38H108L106 41L107 42H109L110 41V43L109 44H111V45H114V46H112V48L114 47V51L115 50H117L118 49V52H119V50H120V52H122L121 53V55H119V56H121L120 58L118 57V59H119V61L117 60H104V64H105V62H106V67H104V68H106V70L103 68V71H104V73L105 72H107V74L105 73V76H109L108 78H110V75H112V79H110V80H112L111 82H107L109 85H110V87H109V89L107 90V89H104V91L106 90V92H103V90L101 89V85H99L100 83H103L104 81L103 80H101L100 78L101 77H103L102 76V74H101V76H100V78H98L97 77V79H98V81L96 80V82L98 83V84H95L98 88H99V86H100V89H101V92L98 90V88L96 87V92L97 91H99L100 92V95H101V93H103V97L105 98L106 97V99H101V98H103V97H100V99L101 100H103L104 102H106V100H110V101H112V104H114L113 105V107L112 108H108V109H110V110H112V112L110 113V111H109V113H110V115L106 118V119H104L103 118V120H102V118L100 119L101 121H100V123H98V125H97V123H95V121H94V123L98 126L97 128H95V129H88V127L87 126H85V125H83V127H79L80 129V131L84 128V126H85V128L82 130V132H79V130L75 133V135H77V136H80L79 138L80 139H78V137H76L77 139H75V140H77V143L79 144L80 142V140H81V143L83 144H85L83 147L81 146V145H79V146H76V147H78V150H80V149H85L86 150V148H88V150H89V147H87L88 146V144L89 143H92V142H94L95 144L94 145H92L93 147H96L97 149L99 148V150H101V153L103 154V158H102V154L100 153L99 155L98 154H96L97 155V157L99 156L100 157V160L101 161H97V159H95V158H92V156L91 155H93L92 153H90L89 152V154H91L90 156H91V158L93 159V161H94V159H95V161L92 163L93 165H91V162H92V160H88V159H90V158H88V157H90V156H88L89 154L86 152V151H88V150H86L85 152L87 153V157H86V154H83L82 152H83V150H82V152L81 153H78V150L77 149H75V151L77 152V154H80L78 157H80L79 159H76V157L77 156H75V160H80L79 162H77V161H75V162H73V161H71V162H73L74 164L72 165L70 162V166H74V165H77V163H78V165H77V167L79 168V163L81 162V160H82V158L85 156L86 158H88L87 160L88 161H84V162H86L87 163V165L89 166V164L91 165L90 167H91V169L89 170V173L87 174V171L85 170H83V172H86L85 174H87L86 176V178L87 179H85L86 181V183L87 184H84V185H86L87 187L85 188V186H84V189L86 190V193H85V191H83V193H84V195H83V193H82V191H81V189H82V187H83V182H84V180H83V182H82V180H80V178H78V176L77 177H75V175H78V173L77 172H79L78 170H80V169H78L77 167L75 168V169H78V170H76V172L75 173H73V172H70V171H68L69 173H73V175L72 174H70L69 175V173L67 174V172L65 173V174H67V176L68 177H70L71 176V180H70V178H68L69 179V182H72L73 181V185H74V183H76L77 181H75V180H80V182H82V186L79 184V186L78 185H76V188H77V191H79V193L78 192H76L77 194H80V193H82V194H80V195H83V196H86V200L88 201H90V202H92V203H90L91 205L90 206H92L91 207V211L90 210H88V213L86 212V216L84 217V218H80L81 216L80 215H78V214H76L75 213V210H73V209H71V200H69L68 198H69V196L71 197L72 195H71V193H70V195H69V193L67 194V195H64L63 193H59V192H62V191H57V189H54V190H56L55 192L58 194L59 193V196L57 195V196H54L53 197V199H52V197H51V199H50V196H52V195H50V196H48L49 197V199L51 200V202H53V203H51V202H48L50 205H48V206H46L45 207V209H43V208H41V204L42 203H44V202H42L45 198H44V196L42 197V199L40 198L41 196H40V192H41V190H43V189H40V187H38V185L37 184H42V183H36V182H32V187H34V184H35V187L37 188V190H36V193H35V191H33L32 192V190H31V180H35V179H31V177L29 178V175H26V176H24V175H21L22 173H24L23 172V170H25V167H24V165H23V167L24 168H22V163H21V167H19L18 165H20V162H18L19 164L17 165L18 167H19V169L15 166V164H13V169H15V167H16V169L12 172L11 171V173L9 174V175H6V176H4L3 178H2V185H1V183H0V197H1V199H0V203H1V201H2V203H3V200L2 199H6L7 197H8V194L11 192V191H13V189H19V191L21 190H24V193H26V195H28V200L26 201V202H24V201H19V205H20V209H19V212H20V215H18V216H23V219H24V217H25V219H27L29 216H31V215H33L34 217L35 216H37L40 220H41V222H42V224L45 226H49L48 224H51L52 226L54 225L55 227H54V231L53 232H56L57 233V235L59 236V238H57L58 240L55 242V243H53V244H51L48 248L46 247V249L48 250L49 249V251H50V253H49V255H51L52 254V256L50 257L51 259H52V261H53V263L54 264H83L84 263V260H86V258H87V255H88V252L90 251V250H96V254H97V256H99V257H97L98 258V261H100L99 263L100 264H107V263H109V260L111 259H109V258H107V255H106V253H108V252H104V250L102 249V250H100L99 249V247H100V245L101 244H99V246L97 245V244H95L94 242H95V239H97V238H99L100 237V234H101V232L103 231V229H105V230H111V229H120V227L122 228V226L121 225H117V224H119L120 222H122L123 223V220H124V222H125V218H126V216H124V218H123V220L121 219L120 221H119V219H115V218H117V217H120V215L122 214V213H124L123 215H126V213L125 212H121L122 211V209H121V211H120V209H119V207L118 206H121V202L119 203V201L116 199V197H115V193L116 192H118V186H116V188L114 187V188H112V191H110L109 189H110V184L115 180H113L112 179V181H111V176L109 177V168H110V161H112L111 159H113L112 158V156H113V147H112V145H108V142H112V143H114L115 141H116V138H117V141L119 142H122L123 140H127V138H128V134H126L127 133V129H125L124 127H123V125H122V120H121V113L119 112V110H118V107H119V105L121 104L120 103V101L122 100L121 98V100L119 99V95H117V94H115L116 92H118V91H120V90H123L124 89V81H125V78H124V73H125V71H126V69H125V67H126V65L124 64L125 63V61L123 60V59H125V57L128 55V53H129V51H130V53H131V50H130V43H131V40H132V43L135 41L136 42V40H135V38H137V37H140L141 39L143 38V36L145 35V32L144 31H141V30H143L142 28H141V26H139V28L137 27L138 25H140V24H138L139 22H138V19L140 20V17L141 16H143L142 14V12H146L145 14H147V16H148V13L149 12H154L155 10V0H100ZM133 3H132V2ZM214 1V0H213ZM217 1V0H216ZM240 1V0H239ZM237 2L238 3V5H239V3L240 2ZM244 1H246L247 2V8L244 10V13H243V15H244V17H243V19H241V20H239V21H235V20H233V19H227V21L229 22V20H230V22H229V24H230V28H226V30H224V33L226 34V39H230V40H232V41H235V42H237L238 43V48H239V50L237 51V52H234L232 55H231V53L228 55V56H226L223 60H221V61H223V62H221V64L222 65H220V66H216V67H212L213 65H216V62L217 63H219L218 61H217V59L216 60H214V59H212V56H204V54L203 55H200V56H198L197 58H196V61H197V63L200 65V66H198V68L196 69V70H192V71H190L189 73H184V74H182V75H179V78L177 79V83H178V85H180V87H182L183 89H185V90H193V89H195V94H197L198 96H199V101H198V99H197V101L198 102H196V103H198L197 104V107H196V109H195V105H196V103H194V106L192 105L193 104V102L194 101H196V100H192L193 102H192V104H190V105H192L194 108H192V109H195V110H197V113L198 114H200V116H202V118L203 117H205L208 113H209V108H208V105L209 104H213V102L214 103H216L217 104V102H221V101H224V100H221V98H222V93L220 92V89H221V87H223V86H225L224 85V83H226L227 82V80L228 81H230L229 83L230 84H232L231 83V81L234 83V84H236V82L238 83V84H240L241 85V87L243 86L245 89V92L242 90V88L240 89V86L238 85H235V87H236V90H238L239 89V92L238 91H236V92H238V93H240V91H242V93H240L241 95L244 93L247 97H244L245 95L243 94L242 96H241V98L243 97L244 98V101H245V99L246 98H248V94L247 93H249V95L250 94H254L253 93V90H254V88L252 87V84H255L259 79H260V74H259V70H258V68L256 67V64L258 65V64H260V68L261 69H264V58H262V57H260L259 55H258V53H259V51H258V49L260 48H262L264 45H263V43H264V0H244ZM4 3H5V1H3ZM190 2V3H189ZM188 3H189V5H191L192 7L191 8H193V10L192 11H194V13L196 14V13H198V15L199 14H201L203 17H202V19H209L210 20V17H211V14H210V12L208 11V9H206L207 8V6H208V4H209V2H208V0H190ZM215 2V1H214ZM213 2V3H214ZM72 3H73V1H72ZM75 3V2H74ZM86 3H87V1H86ZM132 3V5L133 6H131L130 7V4ZM135 3L137 4V8L135 7L136 5H135ZM188 3H187V5H188ZM218 3V2H217ZM216 3V4H217ZM2 4V3H1ZM79 4V5H80ZM211 4V3H210ZM234 5H236V4H234ZM246 5V4H245ZM83 6V7H84ZM103 6V7H104ZM221 6V5H220ZM219 6V7H220ZM225 6V5H224ZM7 7V6H6ZM95 9H94V8ZM218 7V6H217ZM218 7V8H219ZM88 8L90 9V10H92V11H90V10H88ZM186 8V7H185ZM227 8V7H226ZM243 8H244V6H243ZM229 9V8H228ZM6 10V9H5ZM5 10H3L4 12H6ZM159 10V9H158ZM190 10V11H191ZM212 10V9H211ZM51 11V10H50ZM111 11V12H110ZM191 11V12H192ZM229 11V10H228ZM232 11V10H231ZM230 11V12H231ZM1 12V11H0ZM48 12H49V10H48ZM163 12V11H162ZM161 12V13H162ZM190 12V13H191ZM223 12H224V10H223ZM243 12V11H242ZM3 12H1L0 13V16H1V14H2ZM7 14H10V13H8V12H6ZM105 13V14H104ZM109 13H113V16H111L112 14H110V16L109 15H107V14H109ZM155 13H156V11H155ZM194 13H191V14H193L194 15ZM225 13V12H224ZM13 14V13H12ZM11 14V15H12ZM141 14V15H140ZM145 14H144V16L143 17H145ZM151 14V13H150ZM149 14V15H150ZM165 14V13H164ZM164 14H162L163 16H166V15H164ZM227 11H226V17H229V15H230V13H229V15L227 16ZM232 14H235V13H232ZM231 14V15H232ZM18 15V14H17ZM49 15V16H48ZM48 15H47V19L43 22V23H40V22H36L34 19H29V20H27V21H30V23L28 22V24H30V26H28V24H26L25 25V23H23L25 26H28V29L29 30H31V31H36V32H34V33H40V36L38 37V39H39V41L42 39V34L44 33V36H46L45 34V32L44 31H42V30H44L45 28H48V27H52L51 29L52 30H56V32H59V30H60V28H64V24H66V23H68V20H69V12H63L61 15H57L58 17H56V16H50V12L48 13ZM138 15H139V17H138ZM152 15H154V14H152ZM156 15V14H155ZM159 15V14H158ZM161 15V14H160ZM161 15V16H162ZM185 15V14H184ZM201 15H199V16H201ZM3 16V15H2ZM7 16V15H6ZM13 16V15H12ZM12 16H11V18H12ZM146 16V17H147ZM151 16V15H150ZM163 16H162V18H163ZM179 16V15H178ZM189 16H192V15H189ZM188 16V17H189ZM241 16V15H240ZM3 17H5V16H3ZM8 17V16H7ZM14 17H16V13L14 14V16H13V20L11 21V22H13L14 21V25L12 26V27H10L9 29H6V28H3L2 26V24H0V65H2V71L0 70V73H1V78H2V81L5 83H3L4 85V89H3V91H5L6 93H7V91H9V93H12L11 95H10V97L13 95V96H15V97H17V99L15 100L13 97H11L12 99H14V101H16V103H17V101L19 100L20 101V103H26V104H22V105H25V106H28V107H30L31 105H32V103H34L33 105L34 106H36V105H38L37 107H39V108H37V107H34L33 105H32V107H34V108H37V109H40V107H41V109H43L42 108V106H39V104H35V102L34 101H32V97L34 96H32V97H28V96H26V94L27 95H29L30 94V96L32 95L31 93H29L28 94V92H27V90H26V92L24 91L25 89H27V87L26 86H24V87H26L25 89H23V91H21V88L19 89V82L17 81L18 79L16 78V73H15V76H14V69H16V68H18V66H20L21 64L19 63V61L21 60V61H23V56L24 55H26L25 53H23V51H25V52H27V47H26V45L27 44H30V43H32V42H29V43H27L28 42V40H26L24 37H21L19 34H20V31H19V28H20V22H19V20H17V18H14ZM142 17V20L144 19ZM158 17V16H157ZM234 17H236V16H234ZM138 18V19H137ZM151 18V17H150ZM155 18V17H154ZM153 18V19H154ZM162 18H160V19H162ZM165 18V17H164ZM164 18L162 19V20H164ZM195 18V17H194ZM4 19V18H3ZM2 18H1V22H2V20H3ZM157 19H159V18H157ZM156 19V20H157ZM159 19V20H160ZM182 19V18H181ZM184 19H186V18H184ZM188 19V21H190V20H192L191 18H190V20H189V18H187ZM235 19V18H234ZM22 20V19H21ZM137 20V21H136ZM174 20V19H173ZM175 21H177V22H175ZM175 21H173V24H174V26H172V27H168V28H164V30H166L170 35H172L173 36V42H169V43H172L171 44V47L170 48H168V49H166L165 48V46H164V43L162 42L163 40H162V35L161 36H158V34H156L155 36L153 35H151V37H145L144 39H145V41H146V44H147V54H148V56H157V57H161V59L163 60V57L165 56V52H166V54H168V52H170V50H172V48H174L175 49V51H178V49L181 47L182 49H183V47H184V44L186 43V42H184V40H183V36H182V33H186V31H187V26H188V24H191V22H194V21H191V22H186L185 24H187V26L185 27V30L183 29V24H182V27L181 26H179L180 24H178V23H182L184 20H175ZM196 21V20H195ZM206 21H208V20H206ZM205 20L203 21V22H206ZM212 21V20H211ZM23 22V21H22ZM66 22V23H65ZM138 22V23H137ZM164 22V21H163ZM163 22H162V24H163ZM172 22V21H171ZM171 22H169L170 24H171ZM185 22V21H184ZM210 22V21H209ZM158 23H159V21H158ZM157 23V24H158ZM160 23H161V21H160ZM165 23V22H164ZM177 23V24H176ZM196 23V22H195ZM213 23H214V21H213ZM224 23H226V22H224ZM63 24V25H62ZM81 24V23H80ZM86 24V25H85ZM138 24V25H137ZM176 24V25H175ZM2 25V26H1ZM68 25L69 24H66V27H68ZM161 25V24H160ZM80 26V25H79ZM176 26V27H175ZM229 26V25H228ZM82 27V26H81ZM91 27H89V28H91ZM174 27V28H173ZM225 27H226V25H225ZM214 28V27H213ZM212 28V29H213ZM65 29V28H64ZM64 29H62L63 31H64ZM48 30V29H47ZM51 30V31H52ZM68 30V28H66L65 29V31L64 32H67V33H69V31H67ZM72 29H70V31H71ZM77 30H79V29H77ZM91 30V29H90ZM22 31V30H21ZM38 31V32H37ZM74 31V30H73ZM94 31V30H93ZM99 31V32H98ZM213 31L215 32L216 30L215 29H213ZM27 32V31H26ZM211 32H212V30H211ZM71 33V32H70ZM27 34V33H26ZM25 34V35H26ZM60 34V33H59ZM58 34V35H59ZM61 34H63V32H61ZM143 35L142 37L140 36V35ZM148 34V33H147ZM215 34V33H214ZM213 34V32H212V36L214 35ZM248 34H254V37L257 39L256 41H251L249 38V36H248ZM28 35V34H27ZM64 35H66V34H64ZM76 35V36H75ZM77 35L78 34H74V36H75V39H77L78 38V40H79V36L77 37ZM106 35V36H105ZM149 35H150V33H149ZM196 35V32H195V34H194V36ZM206 35V34H205ZM209 35V34H208ZM211 35V34H210ZM36 36V35H35ZM43 36V37H44ZM67 36V35H66ZM73 35H71L70 34V38H73L74 37ZM30 37H31V34H30ZM32 37H33V35H32ZM53 37V36H52ZM77 37V38H76ZM106 37V38H105ZM206 37V36H205ZM204 37V38H205ZM208 37H210V36H208ZM249 37V38H248ZM34 38V37H33ZM41 38V39H40ZM182 38V39H181ZM207 38V37H206ZM215 38V37H214ZM32 39V38H31ZM37 39V40H38ZM74 39V40H75ZM140 39V40H141ZM197 39H198V37H197ZM211 40H207V41H211L212 42V38H210ZM37 40H36V42H37ZM46 40V39H45ZM48 40V39H47ZM46 40V41H47ZM49 40H51V38H49ZM77 40V41H78ZM109 40V41H108ZM195 40V39H194ZM204 40H206V39H204ZM218 41H219V38L217 39ZM223 40V39H222ZM30 41V40H29ZM39 41L37 42V43H39ZM53 41V40H52ZM57 41V40H56ZM55 41V42H56ZM71 41H73V39L71 40ZM82 41V40H81ZM138 42H141V41H139V39L137 40ZM228 41V40H227ZM33 42H35L34 41V39H33ZM58 42V41H57ZM84 42V41H83ZM142 42H143V39H142ZM215 42V41H214ZM40 43H41V41H40ZM42 43H46V42H44L43 41V39H42ZM39 44L38 45V49L39 50H43V49H41L40 47H43L42 45H44V44ZM51 43V42H50ZM53 43H54V41H53ZM60 43H62L61 41H60ZM131 43V46L132 45H135V43H133L132 44ZM174 43V44H173ZM197 43V42H196ZM217 43V42H216ZM215 43V44H216ZM52 44V43H51ZM56 44V43H55ZM78 44H80V43H78ZM84 44H86V43H82L81 44V47L82 46H84L82 49H87L88 50V48H86L85 46L87 45H84ZM109 44H107V45H109ZM136 44H137V42H136ZM208 44V43H207ZM36 45V44H35ZM172 45H173V47H172ZM222 45V44H221ZM220 45V46H221ZM225 44H223V46H224ZM226 45H227V43H226ZM80 46V45H79ZM88 46V45H87ZM110 46V45H109ZM203 46L205 47V43L203 44ZM212 46L214 47L215 45H214V43L212 44ZM64 47V46H63ZM91 47H93V46H91ZM186 47V46H185ZM184 47V48H185ZM202 47V46H201ZM211 47V46H210ZM209 47V48H210ZM180 48V49H181ZM220 49L222 48L223 49V47H219ZM30 49V48H29ZM66 50H67V48H65ZM65 49H63V50H65ZM81 49V48H80ZM91 49V48H90ZM132 49V48H131ZM133 49L135 50V48L133 47ZM173 49V50H174ZM32 50V49H31ZM35 50V49H34ZM86 50V51H87ZM92 50V49H91ZM224 50H225V47H224ZM44 51V50H43ZM51 51H53V50H51ZM86 51H84V50H80L79 52L77 51V53H78V56H79V59H78V56H77V53H76V55L75 56H73V57H75L76 59H74V58H72L73 60H74V62L76 61V62H78V61H80V59L82 58V56H83V58L81 59V61L82 60H84L87 56H86V54H85V52ZM92 51H94V50H92ZM30 52V51H29ZM50 52V51H49ZM81 52H83V53H81ZM173 52V51H172ZM182 52V51H181ZM242 53L243 55H244V57L243 58H245V61L243 60V61H240L239 60V58H238V55H237V53ZM22 53H23V56H21L22 55ZM28 53V52H27ZM36 53V52H35ZM42 53H44L45 54V58L43 57V60H46V62H49V60H53V59H51V58H54L55 56H53V52L50 54V55H52V57L51 58H49L48 59V57H46V53H45V51L44 52H42ZM87 53V52H86ZM88 53H90V51H88ZM94 53V52H93ZM215 53V52H214ZM37 54V53H36ZM40 54V53H39ZM44 54H43V56H44ZM57 54V53H56ZM82 54V55H81ZM84 54V55H83ZM210 54V53H209ZM48 56H49V54H47ZM55 55V54H54ZM58 55V54H57ZM87 55H89V54H87ZM92 55V54H91ZM174 55V54H173ZM195 55H197V54H195ZM35 56V55H34ZM37 56V55H36ZM41 56V55H40ZM84 56H86V57H84ZM90 56V55H89ZM116 56V55H115ZM147 56V55H146ZM59 57H60V55H59ZM160 57L158 58V59H160ZM195 57V56H194ZM31 58V57H30ZM29 58V59H30ZM34 58V57H33ZM66 58H68V63L69 62H71L72 63V59L70 60V57H64V60H65V62L67 61V59ZM91 58V57H90ZM116 58V57H115ZM148 58V57H147ZM36 59H38V58H35V60ZM41 59H42V57H41ZM58 59V58H57ZM87 59L88 58H86L85 60H86V62H85V60L84 61H82L83 63H87ZM110 59H112V58H110ZM114 59V58H113ZM143 59L144 58H142V61H143ZM25 60V59H24ZM55 60V59H54ZM54 60H53V64L56 62H54ZM78 60V61H77ZM151 60H152V58H151ZM157 60V59H156ZM30 61V60H29ZM42 61V60H41ZM80 61V62H81ZM35 63H34V65H36L37 63H42V62H40V59H39V61H34ZM43 62H45V61H43ZM45 62V63H46ZM74 62H73V64H74ZM75 62V63H76ZM160 62V61H159ZM32 63H33V61H32ZM51 63V62H50ZM58 63V62H57ZM62 63V62H61ZM64 63V62H63ZM83 63H79L78 62V65H80V68H82V66H84L83 65ZM91 63V62H90ZM163 63H164V65H163V69H162V72L164 73V72H166L169 68H173L172 66H170V65H168V63H167V61L166 60H164L163 61ZM256 63V64H255ZM43 64V63H42ZM41 64V65H42ZM52 64V63H51ZM51 64L50 65H47V64H45L44 65V68L45 67H47V68H45L44 70L42 69L43 68V65H42V76L44 75L43 74V72L45 73V75H44V79H43V81H45L44 82V84L46 85V81H47V84H48V86H49V88H48V92L50 93L51 92V94H49L50 96H52V97H50V99L51 100H53L54 98L53 97H55L56 98V100H57V97H58V95L56 96L55 94L57 93V94H60V93H63V92H61V90H59V85L58 84H56L55 82V78H54V80H52V70H51V68L53 67V66H51ZM73 64H72V66H73ZM177 64V63H176ZM32 65V64H31ZM31 65H29L30 66V68H31ZM59 65V64H58ZM66 64L64 63V66H65ZM68 65V64H67ZM82 65V66H81ZM86 66L87 65H89L90 66V64H89V61H88V63L87 64H85ZM172 65H173V63H172ZM15 66H17V67H15ZM57 66V65H56ZM68 66H70V64L68 65ZM67 66V67H68ZM89 66H88V68H89ZM93 65L91 64V67H92ZM105 66V65H104ZM143 66H144V64H143ZM145 66H148V65H145ZM25 67V66H24ZM38 67H39V65H38ZM41 67V66H40ZM51 67V68H50ZM60 67H63V66H60ZM66 67V66H65ZM90 67V68H91ZM22 68V67H21ZM54 68H55V65H54ZM68 68H70V67H68ZM85 68V67H84ZM93 68V67H92ZM145 68V67H144ZM208 69V72H205V70L206 69ZM19 69V68H18ZM17 69V70H18ZM29 69V68H28ZM39 69L40 68H38V69H36L37 70V72L39 71ZM48 69V70H47ZM53 69V68H52ZM73 69V68H72ZM63 70V69H62ZM90 70V69H89ZM41 71H40V73H41ZM55 71V70H54ZM67 71H69V70H67ZM72 71V70H71ZM91 71V70H90ZM102 71V72H103ZM209 71L211 72V73H215V74H217L218 76H221V77H223V82L221 81H219V79H221L220 77H218L219 79L218 80H216V78H211V76L209 77ZM32 72V71H31ZM30 72V74L32 75V73ZM62 72V71H61ZM61 72H60V75H61ZM49 73V74H48ZM58 73H59V70H58ZM73 73V72H72ZM103 73V74H104ZM136 73H137V70L136 69H132V75H131V80L129 81V85H130V87H131V90H133V88H134V86H136L137 85V78H136ZM30 74H29V76L28 77H30ZM90 74V73H89ZM207 74H208V76H207ZM55 76H56V74H54ZM59 75V74H58ZM63 75V74H62ZM68 75V74H67ZM67 75L66 76H64V77H67ZM91 75V74H90ZM104 76V77H105ZM216 76V75H215ZM27 77V78H28ZM45 77H46V80H45ZM58 77V76H57ZM61 77V76H60ZM63 77V76H62ZM72 77V76H71ZM71 77H69L70 79H71ZM103 77V78H104ZM69 78H67V80L69 79ZM108 78H107V80H106V78H104V80H106V81H110V80H108ZM49 80V82H48V80ZM66 79V78H65ZM29 80V79H28ZM59 80H62V79H59ZM226 80V81H225ZM55 81V82H54ZM64 81V80H63ZM72 81V80H71ZM102 81V82H101ZM105 81V82H106ZM58 82H60V81H58ZM69 83H72V82H70V80L68 81ZM21 83V82H20ZM66 83H67V81H66ZM107 83H105V85L107 84ZM222 83H223V86H222ZM43 84V85H44ZM107 84V85H108ZM54 85H55V87L56 86H58L57 87V89L56 88H54ZM95 85H94V87H95ZM108 85V86H109ZM64 86V85H63ZM70 86H72V84H70ZM104 86V84H102V87ZM229 86V85H228ZM52 88V91H51V88ZM105 88L107 87V86H104ZM3 88V87H2ZM23 88V87H22ZM44 88H45V91H47V86L45 87L44 86ZM62 88V87H61ZM230 88V87H229ZM53 89H56V90H53ZM66 89H68V88H66ZM70 89V88H69ZM157 89V88H156ZM223 89H225V87L223 88ZM58 90H59V93H58ZM150 90H153V89H150ZM155 90V89H154ZM19 91H21L20 93H19ZM34 91V90H33ZM57 91V92H56ZM71 91H72V89H71ZM116 91V92H115ZM2 91H0V93H1ZM5 92H3L2 94H4ZM25 94H24V93ZM56 92V93H55ZM65 92V91H64ZM69 92H70V90H69ZM128 92V91H127ZM156 92V91H155ZM194 92V91H193ZM226 92V91H225ZM225 92H223V93H225ZM230 92V91H229ZM233 92V91H232ZM46 93V96H47V92H45ZM131 93V92H130ZM130 93H128V94H130ZM157 93V92H156ZM160 93V96H161V92H159ZM21 94H24L25 96H23V95H21V97L22 98H24L25 97V99H18V96H20ZM64 94V93H63ZM63 94H60L59 95V97L58 98H60V99H58L57 100V102H59L60 103V100H61V102H63V104L64 103H66V101H67V99H69L68 101V103H70L71 102V97H69V98H67V97H65V98H67V99H65L66 101L64 102V97L62 96ZM68 94V93H67ZM97 94L99 95V93L97 92ZM122 94V93H121ZM147 95H150V91H149V94L148 93H146ZM55 95V96H54ZM124 95H126L127 96V93L125 94L124 93ZM153 95L154 94H152L151 96H150V101H151V104L149 103V105L150 106H148V107H150V109H152L151 108V106H155V105H157V104H155L154 103V101L157 99H155V100H152L153 99ZM225 95V94H224ZM234 95V94H233ZM97 96V95H96ZM123 96V95H122ZM228 96V95H227ZM236 96V95H235ZM49 97V96H48ZM224 98H225V96H223ZM238 97V96H237ZM251 97V96H250ZM34 98V97H33ZM36 98V97H35ZM53 98V99H52ZM124 98V97H123ZM128 98V96L126 97V99ZM131 98V97H130ZM133 98V97H132ZM138 98V97H137ZM158 98H159V96H158ZM194 98V97H193ZM197 98V97H196ZM243 98H242V100H243ZM29 99L32 101V103L29 101ZM49 98H48V102L46 103V105H44V106H46L45 107V109H43V112H44V110H46L47 111V107H49L50 105H51V100H50ZM129 99V98H128ZM192 99V98H191ZM227 99V98H226ZM240 99V98H239ZM21 100H23V101H21ZM25 100H27V102L28 103H30V106H29V104L27 105V102L25 101ZM38 101L39 100H41L42 101V103L43 102H46V101H43L42 99H37ZM36 100V101H37ZM55 99L53 100L54 102L56 101ZM18 101V102H19ZM40 101V102H41ZM86 102H84V103H87V100H85ZM95 101H97V100H95ZM124 101V100H123ZM128 101V100H127ZM153 101V102H152ZM158 101V100H157ZM226 102L228 101V103H230L229 102V100H225ZM252 101V100H251ZM54 102H52V103H54ZM56 102V103H57ZM73 102H74V99H73ZM88 102H91V101H88ZM92 102H93V100H92ZM100 101H98V102H96V106L95 105H93V106H95L96 108H93L92 106H90V105H92V104H88V105H86V107L88 106L89 108H91V113H89L90 115L91 114H93V115H95L96 114V112H98V111H101L100 109H102V108H100L99 110H96V112H95V109H98L99 108V106H101L102 107V105L101 104H98ZM104 102H102L101 101V103H104ZM133 102V101H132ZM131 102V103H132ZM160 101H158L157 103H159ZM190 102V101H189ZM246 102V101H245ZM20 103H17L18 104V107L17 108H20V106L21 105H19ZM57 103V105H55V103L54 104H52V106H50L51 108V110H49L48 109V112H50L51 111V114L54 112V109H55V115L53 114V117H50V115H49V113H48V116L47 115H45V116H47V117H50V119L51 120H53V118H59V115H60V112L62 111L61 109H63L64 110V116L63 117H65L66 116V118L69 120L70 119V117H71V115L70 114H65L66 113V111H68L69 109V107L70 106H68V108H67V110L65 111V106H64V108H60V110H58V108L56 109V108H53V105H55L56 107H60V106H58V105H63L62 103ZM72 103V102H71ZM79 103V102H78ZM82 104H83V102H81ZM110 103V102H109ZM161 103V102H160ZM227 103V104H228ZM242 103V102H241ZM47 104L49 105V106H47ZM93 104H95L94 102H93ZM106 104V103H105ZM111 104V103H110ZM111 104V105H112ZM123 104H125V103H123ZM155 104V105H154ZM178 104V103H177ZM226 104V103H225ZM236 104H237V102H236ZM236 104H234V105H236ZM245 103H243V105H244ZM250 105H252L251 103H249ZM249 104H245V106L246 105H248L249 106ZM65 105V104H64ZM71 105V104H70ZM79 105L81 106V104L79 103ZM78 105V106H79ZM99 105V106H98ZM104 105V104H103ZM109 105V104H108ZM239 105V104H238ZM238 105H236V107L238 106ZM24 106V107H25ZM78 106H75L76 108L78 107ZM79 106V107H80ZM106 106H107V104H106ZM145 106V105H144ZM157 106H161L160 104L159 105H157ZM157 106H155V108L157 107ZM192 106H189L190 108L192 107ZM213 106H214V104H213ZM213 106H211V108L214 110L215 109V107H216V109L215 110H217V106L215 105V107H213ZM245 106H244V108H245ZM248 106H247V108L246 109H248L249 110V108H248ZM27 107V108H28ZM31 107V108H32ZM73 107V106H72ZM72 107H70V108H72ZM78 107V108H79ZM84 107V106H83ZM219 107V106H218ZM240 107V106H239ZM252 107V106H251ZM250 107V108H251ZM21 108H22V106H21ZM20 108V109H21ZM47 108V109H46ZM75 108V109H76ZM77 108V109H78ZM88 108V109H89ZM93 108V109H92ZM106 107L104 108V110H105V113H107V111L106 110H108ZM147 108V107H146ZM154 108V107H153ZM167 108V107H166ZM188 107H186V109H187ZM190 108H188V109H190ZM226 108V107H225ZM228 108V107H227ZM231 108V107H230ZM235 109V107H233L232 106V109ZM238 108V107H237ZM255 108V107H254ZM16 109V108H15ZM24 108H22L21 110H23ZM76 109V112L78 111ZM81 109H83V110H81V112L83 113H81L82 115H84V112H85V110H87L86 108L84 109V108H81ZM125 109V108H124ZM145 109V108H144ZM149 109V108H148ZM158 109V108H157ZM159 109H160V107H159ZM162 109V108H161ZM187 109V110H188ZM240 109H243V107L242 108H240ZM246 109H244V111H246ZM252 109H253V107H252ZM28 110V109H27ZM36 110V109H35ZM56 110H58V112L56 111ZM74 110V107H73V109H72V111ZM103 110V109H102ZM104 110H103V112H104ZM130 110H132L131 109V107H130ZM134 110V109H133ZM153 110V109H152ZM167 110V109H166ZM191 110V109H190ZM226 110V109H225ZM24 111V110H23ZM25 111H26V107H25ZM24 111V115L26 116H30L29 115V111H28V114H25L26 112ZM39 111V110H38ZM38 111H34V113L36 112V114L38 113V114H40L41 112H42V110H41V112L39 113ZM46 111L44 112V113H46ZM71 111V110H70ZM79 111H80V108H79ZM79 111H78V113H79ZM88 111V110H87ZM90 111V110H89ZM88 111V112H89ZM127 111V110H126ZM149 112H150V110H148ZM155 111V110H154ZM160 111V110H159ZM194 111V110H193ZM222 111H224V110H222ZM229 111V110H228ZM227 111V112H228ZM232 111V110H231ZM241 111V110H240ZM250 111V110H249ZM253 111V110H252ZM263 111V110H262ZM74 112H75V110H74ZM94 112H95V114H94ZM102 112V111H101ZM129 112V111H128ZM135 112V111H134ZM139 112V111H138ZM145 112V111H144ZM144 112H142V113H139L140 115V117H142V114L144 113ZM161 112V111H160ZM168 112H169V114H168ZM168 112H165L164 110L162 111V115L164 116H166L167 114L168 115H171L170 114V111H168ZM175 112V111H174ZM174 112H171V113H173L174 114ZM178 112V111H177ZM176 112V113H177ZM233 113H234V110L232 111ZM243 112V111H242ZM260 112V111H259ZM58 113V114H57ZM67 113H70V112H67ZM73 113V112H72ZM98 113H100V112H98ZM97 113V114H98ZM131 113V112H130ZM154 113V112H153ZM193 113V112H192ZM196 113V112H195ZM222 113V112H221ZM31 114L33 115L32 117H34V114H33V112L31 111ZM74 114L75 113H73L72 114V116H74ZM80 114V113H79ZM85 114H86V112H85ZM97 114L95 115V117L97 116ZM101 114V113H100ZM225 114H226V112H225ZM229 114H231V113H229ZM241 114V112L239 113V116H238V114H236V113H234L233 115L231 114V117L233 116V119L234 118H242V119H244L245 118V121H247V120H249L248 122L251 124V125H253V126H255L254 124L255 123H257V124H259V121L260 120H262V125H264V114L262 115V114H260V115H257V117L255 118V117H253L252 116V113L250 114V112L247 114V115H240ZM246 114V113H245ZM58 115V116H57ZM61 115H63V112H61ZM82 115H79V117H81ZM87 115V114H86ZM93 115H91L90 116V118H92V116ZM105 115V114H104ZM144 115V114H143ZM146 115H147V110H146V113H145V115L143 116V118H145L146 117ZM175 115H177V114H175ZM40 115H38V116H36L35 115V119H37L38 117H39ZM43 116H44V114H43ZM42 116V114H41V117H43ZM78 116V115H77ZM77 116L75 117V120L77 121ZM85 116V115H84ZM83 116V117H84ZM89 115H87V117L85 116L84 118H82V119H86L87 120V118H89L88 117ZM103 116V115H102ZM137 116H138V114H137ZM152 116V115H151ZM172 116H174V115H172ZM177 116H179V113H178V115ZM177 116H175L176 118H174V120L175 119H177ZM209 116V115H208ZM31 117V116H30ZM31 117V118H32ZM37 117V118H36ZM101 117V116H100ZM150 117V116H149ZM230 117V118H231ZM55 118V119H56ZM74 117H72V119H73ZM89 118V119H90ZM147 118H148V115H147ZM172 118V117H171ZM26 119H28V118H26ZM39 119V118H38ZM42 118H40V120H41ZM45 119V118H44ZM49 119V118H48ZM47 119V120H48ZM54 119V120H55ZM63 119V118H62ZM95 119H97V117L95 118ZM40 120H34L35 121V125L37 124L38 125V127L39 128H41L39 125L41 124V122H43L42 120L40 121ZM58 120V119H57ZM57 120L56 121H50V120H48L49 122L47 123V127L46 128H48V124H51V122L53 123H56L57 122ZM79 120V119H78ZM147 120H152V118H148ZM36 121H38V123H36ZM60 121V120H59ZM64 121V120H63ZM70 121H74V120H70ZM84 121V120H83ZM82 121V122H83ZM144 121V120H143ZM177 121V120H176ZM62 122V121H61ZM89 122V121H88ZM97 122V121H96ZM99 122V121H98ZM137 122V121H136ZM145 122V121H144ZM152 122V121H151ZM247 122V123H248ZM44 123V122H43ZM46 123V122H45ZM66 123H67V120H66ZM91 123V122H90ZM143 123V122H142ZM64 124V122L62 123V125ZM69 125H71V122L70 123H68ZM77 124V123H76ZM75 123H74V125H76ZM95 124H92V125H94V126H96ZM65 125H67V124H65ZM72 125H73V123H72ZM73 125V126H74ZM87 125H88V123H87ZM91 126V125H90ZM94 126H92V127H94ZM44 127V126H43ZM43 127H42V130H43ZM65 129H64V131L67 129L66 128V126H63ZM70 128H72L71 126H69ZM75 127V126H74ZM87 127V128H86ZM51 128V127H50ZM53 128V127H52ZM82 128V129H81ZM86 129V130H85ZM51 130L52 129H50V131H49V129H48V131H46V133H49L48 135L45 133V132H43V131H41L42 132V134L43 133H45L44 135H46V136H48L49 137V135L51 134V136H53V134H54V130H55V128L53 129V131L51 132ZM69 130V129H68ZM74 130L76 131V129L74 128ZM85 130V131H84ZM88 130V131H87ZM56 131V130H55ZM71 131H72V129H71ZM74 131V132H75ZM65 133V132H64ZM66 133H67V131H66ZM65 133V134H66ZM79 133H80V135H79ZM65 134H64V136H65ZM118 134V135H117ZM131 134V133H130ZM55 135V134H54ZM126 135V136H125ZM50 136V137H51ZM69 135H67V137L66 138H68L69 139V137H68ZM131 136V135H130ZM130 136H129V138H130ZM49 137V138H50ZM63 138V137H62ZM71 138V137H70ZM74 138H75V136H74ZM85 138H87V141H88V139H89V141L88 142H84L86 139ZM128 138V139H129ZM42 139H44V138H41V140ZM51 139H53V138H51ZM83 139H85V140H83ZM45 140V139H44ZM44 140H42V142L44 141ZM82 140H83V142H82ZM90 140L92 141V142H90ZM46 141V140H45ZM8 142V141H7ZM7 142H4L5 144L7 143ZM262 142V146H260L259 147V149L258 150H256V152H255V158H254V160H252L250 163H249V167H248V175L250 174H254L253 172L255 171V170H257L256 168L258 167V166H260V165H264V145H263V142H264V140L263 141H261ZM39 143V142H38ZM41 143V142H40ZM76 143V144H77ZM88 143V144H87ZM158 143H161V142H158ZM8 144H9V142H8ZM8 144H7V146H5L4 148L2 147L3 145H0V155L1 154H5L6 155V150H8L9 149V151L11 150L10 149V146H8ZM42 144H44L45 145V143H42ZM68 144H69V142H68ZM74 144H75V142H74ZM93 144V143H92ZM97 144V145H96ZM33 145V144H32ZM43 145V146H44ZM160 145V144H159ZM161 145H162V143H161ZM31 146V145H30ZM29 146V147H30ZM90 146V148L92 147L91 146V144L89 145ZM99 146V147H98ZM6 147H9L8 149L6 148ZM71 147H73V146H71ZM80 147V148H79ZM92 147V148H93ZM5 150V152H2V150L3 149ZM33 148H34V145H33ZM37 148V147H36ZM2 149V150H1ZM3 150V151H4ZM69 151V150H68ZM73 151V150H72ZM10 152H13V151H10ZM66 152H67V150H66ZM155 152V151H154ZM70 153V152H69ZM97 153V152H96ZM156 153V152H155ZM3 154V155H4ZM42 154V153H41ZM40 154V155H41ZM46 154V153H45ZM66 154V153H65ZM64 154V155H65ZM76 154V155H77ZM84 155L83 157H81V155ZM115 154V153H114ZM157 154L158 155H160V153H158V151H157ZM157 154H155V156H154V154H152V156H154V160H155V157L157 156L158 157V155ZM44 155V154H43ZM67 155V154H66ZM73 155H75L74 153H73ZM95 155V154H94ZM101 155V156H100ZM15 156V155H14ZM39 156V155H38ZM6 157H7V155H6ZM44 157V156H43ZM94 157V156H93ZM96 157V156H95ZM114 157V156H113ZM0 158H1V156H0ZM17 158V157H16ZM38 158V157H37ZM41 159H43L44 160V158H42V156L40 157ZM103 159V160H102ZM15 160H17V159H15ZM20 160V159H19ZM35 160V159H34ZM38 161H40L42 164H43V162L44 161H41L39 158L37 159ZM98 160H99V158H98ZM25 161V160H24ZM91 161V162H90ZM45 162H46V156H45ZM44 162V164H45V171H47L46 170V168H47V166H46V163ZM77 162V163H76ZM89 162V163H88ZM13 163V162H12ZM85 163V164H86ZM62 164H64V162L62 163ZM27 165V164H26ZM29 165V164H28ZM39 165V166H38ZM68 165V164H67ZM112 165H113V163H112ZM15 166V167H14ZM34 166H36V164H34ZM38 166V167H37ZM37 168H34V170L33 171H35L36 172V170L38 171H40L41 172V169L43 170L42 172H44V167H43V165H40V164H38L37 163ZM82 166V165H81ZM32 167V166H31ZM206 167H209V166H206ZM33 168V167H32ZM39 168V169H38ZM72 168H74V167H72ZM81 168V167H80ZM205 168V167H204ZM21 169H22V172H21ZM208 169V168H207ZM29 171H30V169H28ZM28 170H25V171H27V172H29ZM65 170V169H64ZM67 170H68V168H67ZM209 170V169H208ZM10 171V170H9ZM39 171L38 172H36L39 176L41 175V173H39ZM61 171H62V169H61ZM73 171V170H72ZM21 174H20V173ZM26 172V173H27ZM31 172V171H30ZM25 173V174H26ZM33 173L34 172H31V174L33 175ZM48 173V172H47ZM62 173V172H61ZM28 174V173H27ZM35 174V173H34ZM37 174H35L36 176H37ZM64 174V175H65ZM75 174V175H74ZM84 174V173H83ZM34 175V176H35ZM79 175H80V172H79ZM36 176L34 177V178H36ZM38 176V177H39ZM48 176L49 175H47L46 176V178L44 177V179H47L48 178ZM56 177H59L60 175L58 174V175H55ZM62 176H63V174H62ZM62 176L60 177V178H58V180L55 178L54 179V181H56V182H58L59 181V179H61L62 178ZM72 176H74L75 178V180H73V178H72ZM63 177H66V175L65 176H63ZM108 177H109V179H108ZM41 178H42V175H41ZM67 178V177H66ZM66 178H64V179H61V181H66ZM51 180H50V182L53 180L52 178H50ZM68 179H67V181H68ZM88 180V181H87ZM1 181V180H0ZM60 181V182H61ZM64 181V182H65ZM67 181L65 182L66 183V185H67ZM110 181H111V183H110ZM117 181V180H116ZM47 184H49L50 182H49V179H47V181H45ZM49 182V183H48ZM55 182V183H56ZM60 182H59V186H60ZM68 182V184H70ZM84 182V183H85ZM54 183V184H55ZM145 183V182H144ZM185 183V182H184ZM72 184H70V185H67V186H71ZM76 184H78V183H76ZM187 184V183H186ZM56 185H57V183H56ZM145 185V184H144ZM184 185V184H183ZM44 186V185H43ZM66 186V187H67ZM75 186V185H74ZM78 186V187H77ZM81 186V187H80ZM115 186V185H114ZM180 186V185H179ZM189 185H185L184 187H188ZM30 187V188H29ZM42 187V186H41ZM64 187V186H63ZM119 188H122L121 186H119ZM146 188V187H145ZM147 188H149V187H147ZM181 188V187H180ZM48 189V187H46V189L45 190H47ZM51 189V188H50ZM49 189V191L48 192H51V194H52V191ZM69 189V188H68ZM83 189V190H84ZM123 189H124V187H123ZM177 189H178V187H177ZM189 189H190V186H189ZM28 190H31L30 192L28 191ZM67 190V189H66ZM256 190H258L255 186H253L252 184H249L247 187H246V189H245V195H246V198L248 199V200H250V199H254V197H255V195H256ZM20 191V193H22ZM68 191H70V190H68ZM177 192H179L178 190H176ZM176 191H173V192H176ZM67 192V191H66ZM167 192H170V191H167ZM182 192V191H181ZM24 193H23V195H21L22 197L23 196H25L24 195ZM43 193V192H42ZM45 193V192H44ZM73 194H75V191L74 192H72ZM109 193H113V194H109ZM118 193H120V192H118ZM55 194V193H54ZM179 194V193H178ZM40 197H39V196ZM46 195V194H45ZM62 195V196H61ZM174 195V194H173ZM180 195H183L184 196V193L183 194H180ZM186 195H187V193H186ZM65 196H66V198H65ZM68 196V197H67ZM74 196V195H73ZM76 196V195H75ZM78 196V195H77ZM119 196V195H118ZM117 196V197H118ZM169 196H170V194H169ZM172 196V195H171ZM46 197V196H45ZM62 197V198H61ZM79 197V196H78ZM82 197V196H81ZM119 197H121V196H119ZM75 198V197H74ZM89 198V199H88ZM129 198V197H128ZM170 198H172V197H170ZM175 198H177V197H175ZM182 198H185V196L184 197H182ZM13 199H14V197H13ZM23 199V198H22ZM21 199V200H22ZM27 199V198H26ZM85 199V198H84ZM130 199V198H129ZM179 199V201H180V198H178ZM178 199H176V200H178ZM49 200V201H50ZM45 201V200H44ZM69 201H70V205H69ZM189 201V203H190V200H188ZM188 201H186V202H188ZM73 202V201H72ZM166 203H164V201H162V204L164 203V204H166L165 206H164V204L163 205H158L157 203V206H159V208H160V210L162 211V209L165 211L164 213L168 216V214L166 213V212H169V215L171 214V213H173L172 215H170V217L168 216V220H169V223L172 225V222H171V220H173V219H175V218H173L172 219V217L171 216H175L176 215V213L173 211V209H174V207H175V205L177 204V201L175 202L174 201V198H173V200H169V199H166V201H165ZM182 202V201H181ZM89 203V202H88ZM149 203H150V201H149ZM154 203V202H153ZM152 203V204H153ZM4 205H5V203H3ZM2 204V205H3ZM141 204V203H140ZM145 204V203H144ZM182 204V203H181ZM73 205V204H72ZM138 205V204H137ZM178 205V204H177ZM145 206V205H144ZM148 206V205H147ZM146 206V207H147ZM137 207V206H136ZM48 208H50L51 210H48ZM70 208V209H69ZM140 208H142V206L141 207H137V211H138V214H139V216L141 215V213H142V215L143 216H141L140 218H143L144 217V214L145 213H143V211L144 212H147V211H149L147 208H144V209H146V210H140ZM155 208H156V206H155ZM162 208V209H161ZM0 209H1V207H0ZM90 209V208H89ZM97 209H99V210H101V214H103L102 215V219L101 218H98L99 217V215L98 216H96L95 217V215L96 214H94L95 213V211L97 210ZM181 209L183 210V211H185L186 213H187V215H190V213H189V211H188V209H189V204L187 205V204H182L181 205ZM72 210V211H71ZM157 210H158V208H157ZM133 211H135L134 213H137L136 212V209H134ZM141 211V212H140ZM151 211V210H150ZM0 212H1V210H0ZM2 212H3V210H2ZM1 212V213H2ZM119 212V213H118ZM121 212V213H120ZM153 211H151L150 213L152 214V216L151 217H153V213H152ZM239 212H241V214H240V216H239V219L237 220V222H236V226L234 227V229H229V230H226V231H224L223 233H221V235L218 237V241H217V243H216V245L214 246V251H208V252H205V253H200V254H197L198 256H200V261H184V262H180V263H176V264H220V263H218L217 261H218V259H219V256H221V255H225V259H228V257H230V254H232L233 253V249H234V247H235V244H234V242H235V240L237 239V237H238V235H239V232H240V230H243V228H254L255 226H254V224H252L253 222H252V220H250V219H247L246 217H247V214H245V213H243L242 211H239ZM0 213V214H1ZM97 213H98V211H97ZM149 212H147V214L146 215H149L148 214ZM154 213H155V211H154ZM157 213V212H156ZM163 213V212H162ZM210 213V212H209ZM99 214V213H98ZM117 215V216H113V215ZM120 214V215H119ZM150 214V215H151ZM119 215V216H118ZM129 216H130V214H128ZM149 215V216H150ZM155 215V214H154ZM17 216V217H18ZM22 216H21V218H22ZM28 216V217H27ZM79 216V217H78ZM113 217L112 219L114 220V221H117L116 223L114 222V221H111L112 219H111V217ZM135 216H136V214H135ZM134 216V217H135ZM149 216H147L146 218H144V219H142V220H145V219H147ZM165 216V215H164ZM167 216H165V217H167ZM173 216V217H174ZM27 217V218H26ZM69 217V219H67ZM164 217V219H166ZM18 218H20V217H18ZM30 218V217H29ZM36 218V217H35ZM35 218H33V220L30 222H28L29 223V225L31 226V224L30 223H32V222H34V220H35ZM95 218H96V220H95ZM136 218V217H135ZM138 218V217H137ZM154 218V217H153ZM152 218V219H153ZM159 218H160V216H159ZM162 218V217H161ZM25 219H24V221H25ZM100 219V220H99ZM108 219V221H106ZM109 219H111L110 220V222L111 223H109ZM149 219V218H148ZM171 219V220H170ZM37 220V219H36ZM39 220V221H40ZM95 220V221H94ZM97 220H99L98 222H96ZM132 220H133V218H132ZM131 220V221H132ZM135 220V222H136V219H134ZM150 220H151V218H150ZM154 220H157V218H155ZM167 220V221H168ZM28 221V220H27ZM93 221L94 222H96V223H93ZM106 221V222H105ZM147 221V220H146ZM146 221H141V222H145L146 223ZM158 221V220H157ZM166 221V220H165ZM175 221V220H174ZM114 224H116L115 226H113L112 227V225H113V223ZM138 222H140V221H137V223ZM140 222V223H141ZM155 222V221H154ZM27 223V222H26ZM27 223V224H28ZM132 223V222H131ZM149 223V222H148ZM153 223V222H152ZM152 223H151V225H152ZM158 223V222H157ZM156 223V224H157ZM173 223H175V222H173ZM124 224V223H123ZM133 224V223H132ZM134 224H136V223H134ZM139 224V223H138ZM150 224V223H149ZM149 224H147V225H149ZM50 225V226H51ZM128 225V224H127ZM155 225V224H154ZM173 225H175V224H173ZM49 226V228H51ZM139 225H137V227H138ZM141 226V225H140ZM146 226V225H145ZM148 227V226H147ZM172 227V226H171ZM42 228V227H41ZM43 228H45V227H43ZM256 228V227H255ZM40 229V228H39ZM147 229V228H146ZM146 229L144 228H142L141 227V230H140V227L138 228V235L142 238V240H143V238H146V235H147V238L149 237L148 236V233H150V231L152 232L153 231V228H152V230H147L146 231ZM155 229H156V227H155ZM155 229H154V231H155ZM158 229V228H157ZM41 231L43 230L44 231V229H40ZM52 228L49 230V232H51L52 233ZM145 230V231H144ZM162 230V229H161ZM260 230V229H259ZM149 231V232H148ZM159 231H160V229H159ZM164 231V230H163ZM174 231V230H173ZM181 231V230H180ZM188 231V229L187 230H185L184 232H187ZM192 231V229H190L189 228V231H188V233H190ZM39 232V231H38ZM67 232H70V233H74V234H76V235H79V234H81L82 235V237L81 238H76V240L75 241H73L72 243H65L64 244V242H62L63 240L62 239H60L61 238V236L62 235H65V233H67ZM156 232V231H155ZM158 232V231H157ZM176 232H178V231H176ZM147 233V234H146ZM159 233V232H158ZM162 233V232H161ZM161 233H160V235H161ZM166 235H165V237H164V234L162 235L163 237H164V240L166 239V237L168 236V241H173V240H175V237H177L178 236V234H181V232L180 233H176L177 234V236H176V234H175V237H174V239H173V236H174V234L172 235V233L173 232H171L170 231V234L172 235V240H169V239H171L170 238V234H168V232H164ZM183 233V232H182ZM39 234V233H38ZM42 234V233H41ZM151 235L152 234H154V233H150ZM157 234V233H156ZM156 234H154L155 236H156ZM55 235V234H54ZM102 235H103V233H102ZM256 237L253 239L254 241V245L255 244H257L258 245V247H260V252L262 253V255H258L257 253H260V252H257V251H259V250H255V249H250L248 246H252L253 245V243L251 242V245H248L247 247H248V249H241L237 254H238V256H234L233 257V260L235 259L236 261H238V262H240L241 264H249V262H251V259H252V257H263L264 258V232L262 233V231L260 230V231H258V232H256ZM259 235V236H258ZM57 236V237H58ZM67 237V236H66ZM77 237V236H76ZM153 237V236H152ZM260 238L259 240L260 241H258V238ZM64 238V237H63ZM139 238V237H138ZM141 238H140V240H141ZM150 238V239H149ZM148 239H144L143 241H145V243H146V241H150V244L153 242V240L155 239V238H151V236L149 237ZM56 239V238H55ZM151 239H153V240H151ZM65 240V239H64ZM139 240V239H138ZM140 240L139 241H137V243L138 242H140ZM152 241V242H151ZM148 242H147V244H148ZM156 242V244L155 245H157V241H156V239H155V241H154V243ZM170 242V243H171ZM97 243V242H96ZM141 243H142V241H141ZM144 242L142 243V244H145ZM154 243H153V245H154ZM127 244V243H126ZM158 244H159V242H158ZM104 245V244H103ZM107 245V244H106ZM128 245H129V243H128ZM152 245V246H153ZM154 245V247L155 248H150V250H149V252H151L152 250H155V254L153 255V253L152 254H150L149 255V253H148V250H146L145 252H147L148 254H145V252L143 253L142 252V246L141 245H139V243H138V246H140L138 249L140 250L139 252L141 253L140 254V259L142 260L139 264H142V262L143 261H145V262H147V261H150V259H152L151 260V262L154 260V259H156V258H159V257H157V254H159V252L161 251V250H163L162 249V247L163 246H159L160 248H161V250L160 251H158V253H157V248H156V246ZM246 245V244H245ZM256 245V246H257ZM108 247H110V249H111V246H108ZM147 247V246H146ZM158 247V246H157ZM166 247V246H165ZM247 247H245V248H247ZM254 247V246H253ZM257 247V248H258ZM107 248V247H106ZM127 249H128V247H127ZM152 249V250H151ZM185 249H186V252L185 253H187V254H190V253H192V251H193V248H187V247H185ZM188 249V250H187ZM192 249V250H191ZM189 250H191V252L189 251ZM107 251V250H106ZM164 251L166 252V250L164 249L162 252H163V255H165L164 254ZM255 251L257 252L256 253V255H255ZM77 253V255H76V253ZM114 252V251H113ZM127 254H128V252L127 251H125ZM162 252H160V253H162ZM169 252V251H168ZM209 252H211V254H209ZM110 253H112V251H110ZM130 253V252H129ZM142 253H143V255H142ZM260 253V254H261ZM113 254V253H112ZM112 254H108V257H110L109 255H112ZM115 254V253H114ZM126 254V255H127ZM166 254H168V253H166ZM168 255H170V254H168ZM168 255H165V256H163V258L162 257H160V258H162V261H164L163 259H165L166 258V260H167V257L166 256H168ZM162 256V255H161ZM171 256V255H170ZM169 256V257H170ZM181 256V255H180ZM113 257V256H112ZM238 260H237V259ZM169 259V258H168ZM11 260V259H10ZM8 258H5L4 256H2V254L0 253V264H14L13 262H11ZM112 260V259H111ZM159 260V259H158ZM164 261V262H162V261H158V262H152V263H150V264H171L170 263V261ZM220 260V259H219ZM234 260V261H235ZM96 261V260H95ZM125 261H128L129 262V264L132 262L131 261V257L129 256V254L127 255V258H125ZM157 261V260H156ZM111 262V261H110ZM145 262H143L144 264H145ZM166 262V263H165ZM99 263H97V264H99ZM127 263V262H126ZM15 264H17V263H15ZM133 264H136V263H133ZM147 264H149V263H147Z\"/></svg>",
	"mask_w": 264,
	"mask_h": 264
},
{
	"label": "snow or ice",
	"instance_id": "obj_3",
	"mask_svg": "<svg viewBox=\"0 0 264 264\" xmlns=\"http://www.w3.org/2000/svg\"><path fill=\"white\" fill-rule=\"evenodd\" d=\"M34 264H39V262L35 261Z\"/></svg>",
	"mask_w": 264,
	"mask_h": 264
}]
</instances>
